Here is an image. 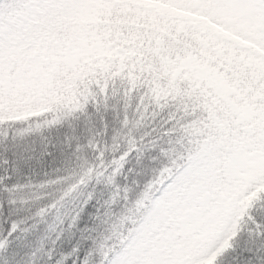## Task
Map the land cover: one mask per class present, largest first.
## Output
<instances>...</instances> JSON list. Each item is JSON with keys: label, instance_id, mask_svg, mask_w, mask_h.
Masks as SVG:
<instances>
[{"label": "snow or ice", "instance_id": "6c2138e0", "mask_svg": "<svg viewBox=\"0 0 264 264\" xmlns=\"http://www.w3.org/2000/svg\"><path fill=\"white\" fill-rule=\"evenodd\" d=\"M0 264H264V0H0Z\"/></svg>", "mask_w": 264, "mask_h": 264}]
</instances>
